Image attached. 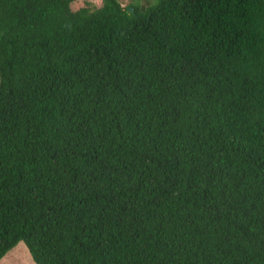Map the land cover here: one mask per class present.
<instances>
[{
  "label": "trees",
  "instance_id": "obj_1",
  "mask_svg": "<svg viewBox=\"0 0 264 264\" xmlns=\"http://www.w3.org/2000/svg\"><path fill=\"white\" fill-rule=\"evenodd\" d=\"M0 0V260L264 264V0Z\"/></svg>",
  "mask_w": 264,
  "mask_h": 264
},
{
  "label": "rangeland",
  "instance_id": "obj_2",
  "mask_svg": "<svg viewBox=\"0 0 264 264\" xmlns=\"http://www.w3.org/2000/svg\"><path fill=\"white\" fill-rule=\"evenodd\" d=\"M85 1H91L94 5H98L100 0H77L72 3V8L83 5ZM126 3V0H122ZM0 264H36L29 254L28 248L24 242H19L0 260Z\"/></svg>",
  "mask_w": 264,
  "mask_h": 264
}]
</instances>
